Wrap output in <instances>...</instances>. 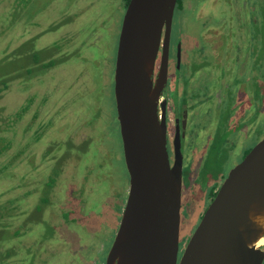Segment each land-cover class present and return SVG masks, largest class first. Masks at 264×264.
Instances as JSON below:
<instances>
[{
    "label": "rangeland",
    "instance_id": "374dc122",
    "mask_svg": "<svg viewBox=\"0 0 264 264\" xmlns=\"http://www.w3.org/2000/svg\"><path fill=\"white\" fill-rule=\"evenodd\" d=\"M223 1L205 0L204 8L199 4L195 10L198 20L181 14L177 27L193 38L202 34L200 19L212 20L215 26L219 19L248 23L253 21L249 3L264 4L233 0L235 17L229 18L223 8L229 0ZM124 11L125 0H0V87L6 85L0 93V264H105L129 189L113 119L114 90L112 94ZM252 36L250 31V54L240 59L232 53L212 56L195 69L196 76L206 70L209 79L220 69L221 78L240 77L246 85L232 86L225 107L212 114L213 123L204 133L193 126L186 138L182 190L198 198V208L190 225L182 227L179 254L213 192L196 182L202 178L214 184L264 138V98L255 96L253 86L264 73L259 66L264 57H257L260 50ZM225 39L229 51L237 41ZM189 43L191 52H197ZM262 43L263 36L259 44L264 49ZM184 57L189 63L190 54ZM242 62L249 75H244ZM227 65L241 69L225 73ZM221 87V81L208 85L217 93ZM215 98L208 104L213 106ZM217 102L220 105L218 97ZM231 112V122L226 121ZM238 117L241 123L229 127ZM214 122L218 136L212 153ZM42 198L48 202L41 203Z\"/></svg>",
    "mask_w": 264,
    "mask_h": 264
},
{
    "label": "water",
    "instance_id": "95a60500",
    "mask_svg": "<svg viewBox=\"0 0 264 264\" xmlns=\"http://www.w3.org/2000/svg\"><path fill=\"white\" fill-rule=\"evenodd\" d=\"M176 3L130 0L122 21L114 97L129 192L105 264H262L264 138L229 171L179 257L182 154L170 164L160 102Z\"/></svg>",
    "mask_w": 264,
    "mask_h": 264
},
{
    "label": "flooded vegetation",
    "instance_id": "af4514ba",
    "mask_svg": "<svg viewBox=\"0 0 264 264\" xmlns=\"http://www.w3.org/2000/svg\"><path fill=\"white\" fill-rule=\"evenodd\" d=\"M129 1L130 0H127V1L125 0L124 15L128 7ZM221 1L223 0H216V3H220ZM199 4L202 7L203 4H205V0H177L175 11H174V17H173V21L171 24V32H170L169 45H168L167 82L160 96V102L164 101L166 103L165 104V117H166V122H167V150H168L169 161L171 165H173L178 151L181 152L182 154V163H183L184 147L187 144L186 138L188 136L191 137L190 134L193 130V126H196L197 129H200L201 132L204 133L207 125L208 124L211 125V123H213L212 114L217 110V108L225 107L223 103L226 101L227 95H229V97L230 95H232L231 93H229V91H231L230 88L234 85L236 86L244 85V87L246 85V82L241 83L240 77L232 78L229 80L226 78V76L221 78L220 69L217 70V73L213 72L211 74L210 79L208 77V75L210 76V74L206 73L207 72L206 70H202L200 72V75L196 76L195 69H199L200 66L207 64L208 59H211L212 56L213 57L219 56L220 58H224L228 55V53H232L236 56V58L240 59V57L244 53L250 54L251 53L250 47H249L250 31L253 32L252 38L256 40V43H257L256 46L258 50H260L258 51L259 53L257 54V57H260V56L264 57V49L261 48L259 44V39L262 36L264 38V31H262L261 29L258 31V28L256 26L258 25L259 28H261V26L264 24V10L261 9L264 7V4H255L253 2L249 3L251 4V6H253V9H251V11L249 9V11L251 12L250 16H253L252 18L253 21H249L248 23H246L245 21H239V20L230 18V16L235 17L234 15L235 6L232 5L233 0H229L228 4L227 3L223 4L224 5L223 8L227 10L226 15H229V18H230L229 20L219 19V24H216L217 26H215L212 20L206 21V20L200 19L202 27H203L202 34L200 36L188 38L183 33V30L177 27V25L179 26L178 18H179V15L181 17V14L187 18L188 17L187 14L190 13V17L194 19L196 18V20H198L195 10L199 7ZM202 8H204V6ZM184 11L185 13H183ZM260 13L263 16H261ZM124 15H123V18H124ZM254 16H257V17L254 19ZM244 26L247 28L246 31L243 29ZM121 27H122V24H121ZM120 31H121V28H120ZM243 32L246 33V36H243L244 35ZM210 33H213V34H210ZM229 33L230 35H227ZM183 34L185 35V37ZM215 34H218V35H215ZM119 35H120V32H119ZM227 36H232L233 39L237 41L234 45H232L229 51H225L227 46H225L223 42V41H226L225 37ZM163 37H164V31H163ZM219 39H221L222 41V46H218ZM189 41L195 44L194 47L197 48L198 50L197 52H194V53L191 52ZM118 42H119V37H118ZM184 44H185V49H184ZM263 44L264 43H262V47H264ZM117 48H118V45L116 49ZM254 50L255 48L252 47V53ZM162 51H163V47L161 45L158 51L157 59H156V67H155V75H154L155 80L157 79V73H158V69L160 67V63L162 59ZM116 53H117V50H116ZM186 53L190 54L191 56V60L189 63L186 62V58L184 57ZM215 53H217L216 56H215ZM254 56L256 57V55ZM261 59L259 60L260 62L259 66L262 69H264V62L262 66ZM255 60H257V58H254V61ZM244 63L246 62H242V65L244 68V75L245 74L249 75V70H247V73H245L246 65ZM255 66L256 64L253 65V68ZM230 68H235L237 70L241 69V68H237L236 65H231V66L227 65L225 73ZM258 69L260 68L258 67ZM112 70H113V78H112V94H113L115 63H114V68L112 67ZM247 79H248L247 85L249 88L250 80L248 77ZM220 81L222 82L224 86V88L223 87L219 88L220 93H217L218 89L213 90L211 88L210 89L208 88V85L215 86L216 83ZM262 82H264V73H262L261 78L257 80V82L253 83V86L255 87L254 93L256 90V86H259ZM215 96H216L215 98L216 103L213 106L211 104H208V102L211 101L213 97ZM217 97L220 101V105H219V102H217ZM245 98H246V93H245ZM113 99H114V110H115L113 119L118 125V134L121 140L114 94H113ZM262 104H264V100L262 101ZM226 116H227L226 121L231 122L232 112L229 114H226ZM241 121L242 119L238 117L235 120L236 124L231 123L229 127L232 128L234 125L235 126L239 125ZM252 130H253V126L250 127V134L252 133ZM217 136H218V133H217V128H216V122H214V132H213V135L211 136L210 149H209V151H211L212 153H215V150L213 148H215L216 146H214L213 143L214 142L216 143ZM239 145L241 149L243 147V144H239ZM237 147L238 145L235 146V149H237ZM252 148L247 150L243 157H245ZM120 149H121V157H122V160L124 161L122 141L120 144ZM228 173L226 174V176H223V177L220 176L217 179H215L218 181L214 182V184L213 182L208 181L207 179H202V178H200L196 182V184H198V187L201 184H205L206 186H209V188H211V190L213 191L211 192L209 196L208 206L214 199L215 195L217 194L221 184L227 177ZM182 183H183V170H182ZM196 184H194L193 186H195ZM128 185H129V177H128ZM128 192H129V189H128ZM182 196H184V198H182ZM127 197H128V193L126 195V198L124 199L123 197L121 201L123 202L121 206L122 212L120 211L121 217H122L123 211L126 206ZM197 200L198 198L191 196V193L189 190H186L185 192H183L182 190L181 208H180V235L182 234L184 226L188 227L190 225V216L194 213V210L196 209V207L198 208ZM208 206L206 205L204 209L200 210V215H201L200 220L203 217ZM200 220L198 221L197 225L199 224ZM195 229L196 228H194V230H192V232L188 234V237L184 240L183 250L189 238L195 231ZM257 247H259V249H261V251L264 252V240L263 241L261 240V243H258ZM181 254H179V257L181 256ZM262 264H264V259L262 261Z\"/></svg>",
    "mask_w": 264,
    "mask_h": 264
},
{
    "label": "trees",
    "instance_id": "16d2710c",
    "mask_svg": "<svg viewBox=\"0 0 264 264\" xmlns=\"http://www.w3.org/2000/svg\"><path fill=\"white\" fill-rule=\"evenodd\" d=\"M127 1V0H126ZM260 30V28L258 29V31ZM263 31H264V27H263ZM35 56H36V53L34 54ZM38 59H39V56L37 57V58H35V61H38ZM4 87H6V85H4L3 84V87H0V93L3 91V89H4ZM257 93H259V94H261V96H263V98H264V82H262L259 86H256V90H255V96H256V94ZM3 152V149L0 147V154ZM52 179V178H51ZM53 180V179H52ZM51 185V182H49L48 184H47V186H50ZM48 202V199L47 198H42V200H41V203H47ZM41 207V206H40ZM37 208V210H39V209H41V208ZM39 211H41V210H39ZM66 217H67V215H65ZM0 227L2 228V226L0 225ZM4 233V232H3ZM4 235H5V233H4ZM48 234H46V236H47ZM45 236V237H46ZM3 237V236H2ZM44 238V237H43ZM42 238V239H43ZM45 239V238H44ZM89 264V263H88Z\"/></svg>",
    "mask_w": 264,
    "mask_h": 264
},
{
    "label": "bare ground",
    "instance_id": "6f19581e",
    "mask_svg": "<svg viewBox=\"0 0 264 264\" xmlns=\"http://www.w3.org/2000/svg\"><path fill=\"white\" fill-rule=\"evenodd\" d=\"M263 241V240H262ZM259 243H261V241H259Z\"/></svg>",
    "mask_w": 264,
    "mask_h": 264
}]
</instances>
